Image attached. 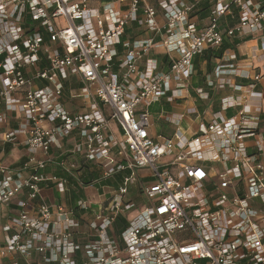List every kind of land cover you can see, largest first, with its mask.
Instances as JSON below:
<instances>
[{
  "label": "built area",
  "instance_id": "2783aa9c",
  "mask_svg": "<svg viewBox=\"0 0 264 264\" xmlns=\"http://www.w3.org/2000/svg\"><path fill=\"white\" fill-rule=\"evenodd\" d=\"M145 1L96 8L89 0H0V145L28 153L20 165L0 162V264H264V140L251 108L231 97L218 111H161L178 129L191 115L204 125L189 136L150 135L151 107L183 99L196 56L264 31V0H211L201 26L199 1ZM127 27L148 36L131 39ZM155 47L168 56L166 72L156 61L142 64ZM260 63L254 75H238L250 90L264 80V57ZM216 68L218 75L239 70ZM67 86L85 111L67 109ZM13 114L16 126L3 131ZM74 133L79 140L66 148ZM246 138L254 139L252 152ZM66 153L93 162L101 176L85 182ZM118 174L105 200L78 196L66 207L40 195L42 188L66 194L74 181L79 195ZM132 186L142 206L130 198Z\"/></svg>",
  "mask_w": 264,
  "mask_h": 264
},
{
  "label": "crops",
  "instance_id": "0c3cea01",
  "mask_svg": "<svg viewBox=\"0 0 264 264\" xmlns=\"http://www.w3.org/2000/svg\"><path fill=\"white\" fill-rule=\"evenodd\" d=\"M191 1H199L201 3L202 0H191ZM148 4H156L155 0H146ZM160 17V16H158ZM197 19V23L199 26L206 23V18L198 19L197 16H194V19ZM131 39H143L148 36L147 33L144 31L136 28L130 30L128 33ZM127 34V35H128ZM160 39V38H158ZM264 41V31L262 33H258L257 35L253 36H237L234 39H225L223 41L226 42L228 45L222 51L221 59H214L210 58L208 62L207 59H200L198 60L199 56H196L193 61V69L194 73L188 81V88L187 91L182 93L183 99L178 100L174 104L170 105L165 102H161L160 104H155L151 107V120H152V127L150 129V135H162L164 137H171L174 132L180 131L184 135L189 136L195 132H197L203 125L204 121L201 119V116L191 115L185 119L178 127L171 125L170 123L166 122L165 120L160 118V112L162 111L164 114H181L185 113L189 107H195L198 113H201L205 107H209L214 111H218L221 108V100L223 98H233L237 101L243 102L242 104L248 105L251 108V113L255 117L259 118V125H258V132L261 134L264 140V80H261L255 83V88L250 90L249 86L251 81L248 79L241 78L239 73L248 74L249 76L254 75L256 72L261 70V58L264 57V51L261 50V42ZM222 43V44H223ZM221 48V46H220ZM214 49L209 50L213 52H218L220 50ZM208 51V50H205ZM147 60L156 61L158 65V69L162 72H166L169 65L168 56L166 55L164 49L162 47H155L150 52V55L145 57L142 60V64L144 65ZM224 63H231L237 68L238 71L232 74H221L218 75L216 73V67L219 64ZM224 82H228V84H223L221 88V84ZM209 83H212L213 86H210ZM234 85H244L247 87L246 91H238L236 92L233 89ZM72 87H77L76 85ZM67 86L66 95L64 97V104L67 109L72 111H85L84 103L81 99H70L68 93L70 92L71 88ZM199 90L203 93H207L208 97L203 99L199 95ZM247 91H250L247 93ZM259 93L258 96H253L251 93ZM203 97V95H202ZM241 106H239L240 108ZM238 108V109H239ZM233 114V110L226 111V115L230 116ZM16 115L13 114L9 120L4 124L3 131L7 127H15L16 126ZM158 122V124H156ZM155 125V126H154ZM184 125V127H183ZM157 126V129L155 130ZM159 128V129H158ZM176 128V129H175ZM112 132L116 135H120V131L114 123H111ZM69 139H66L65 147L69 148L74 145L78 136L76 133L69 136ZM247 150L252 152L254 146V139L253 138H246L244 140ZM61 151H57L56 154H60ZM27 150L25 148L14 147L11 144H6L4 147L0 145V162L4 163L5 165H20L26 158H27ZM64 156L69 160H76L79 162V169L78 173L82 177V180L88 182L91 178H99L101 176L100 170L95 166L93 162L84 161L78 155H71L69 153L64 154ZM115 159L119 161L120 156L116 155ZM51 171V170H50ZM126 173V172H125ZM124 173V174H125ZM124 174H118L116 176L107 178L106 180L100 181L99 184L85 188L81 190V192L76 194V184L75 181L73 183V189L66 193H60L53 188H42L40 191L41 197L51 204H63L66 207H74L75 200L78 196L86 198L88 200L98 201V200H105L117 189L120 185L122 177ZM135 187V186H132ZM132 189V188H131ZM136 190V189H135ZM130 198H135L134 196L130 195ZM12 208V206H10ZM2 208V220L1 223L8 222V208ZM10 209V208H9ZM10 211H15L10 209ZM91 219L90 216H87L84 220L89 221ZM0 225V244H4L5 235L2 232Z\"/></svg>",
  "mask_w": 264,
  "mask_h": 264
},
{
  "label": "trees",
  "instance_id": "16d2710c",
  "mask_svg": "<svg viewBox=\"0 0 264 264\" xmlns=\"http://www.w3.org/2000/svg\"><path fill=\"white\" fill-rule=\"evenodd\" d=\"M211 7H212V2L211 0H202L199 7H198V10L195 12V16L198 17V19H203V18H207L210 14V10H211ZM130 29L131 28H126V32L127 33H130ZM227 44L226 42H224L222 45H221V48L218 52H213V51H204V53L199 56L198 60L200 59H207V61L209 62L210 61V58H214V59H221V55H222V51L227 48ZM119 223L121 225H125V222H123V220H119Z\"/></svg>",
  "mask_w": 264,
  "mask_h": 264
},
{
  "label": "rangeland",
  "instance_id": "374dc122",
  "mask_svg": "<svg viewBox=\"0 0 264 264\" xmlns=\"http://www.w3.org/2000/svg\"><path fill=\"white\" fill-rule=\"evenodd\" d=\"M109 1H117V0H89V4L90 5H92L93 7H96V8H101V6H102V4L104 3H107V2H109ZM123 2L125 3L126 2V0L124 1V0H122V4H123ZM119 3H120V1H119ZM117 5H119V4H117ZM124 7H122V9H123ZM134 29H136V27H134ZM156 124H158V122H156ZM158 125H160V124H158ZM155 126V125H154ZM183 127H184V125H183ZM157 129V126H156V128H155V130ZM159 129V128H158ZM176 129V128H175ZM148 171L147 170H145V169H142V170H140V172H139V178H140V181H141V176L142 175H145L146 173H147ZM132 189H130V192H131V196H134L135 198H137V200H136V203L138 204V205H141V203H143V199L140 197V195L138 194V189H136L135 187H131ZM136 189V190H135ZM138 196V197H137ZM142 206V205H141ZM136 211H138V209H136Z\"/></svg>",
  "mask_w": 264,
  "mask_h": 264
}]
</instances>
